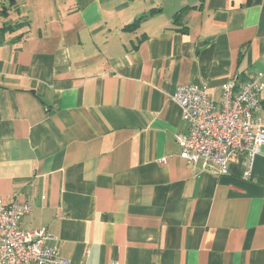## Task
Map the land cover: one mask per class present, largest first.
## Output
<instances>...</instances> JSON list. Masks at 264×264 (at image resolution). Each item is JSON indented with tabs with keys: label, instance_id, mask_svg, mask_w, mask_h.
Here are the masks:
<instances>
[{
	"label": "crops",
	"instance_id": "obj_1",
	"mask_svg": "<svg viewBox=\"0 0 264 264\" xmlns=\"http://www.w3.org/2000/svg\"><path fill=\"white\" fill-rule=\"evenodd\" d=\"M1 12L0 202L30 205L20 229L45 228L71 264H264V145L249 177L242 153L223 175L188 164L173 99L205 84L218 104L230 76L264 73V0H0Z\"/></svg>",
	"mask_w": 264,
	"mask_h": 264
},
{
	"label": "built area",
	"instance_id": "obj_2",
	"mask_svg": "<svg viewBox=\"0 0 264 264\" xmlns=\"http://www.w3.org/2000/svg\"><path fill=\"white\" fill-rule=\"evenodd\" d=\"M263 77L258 72L239 85L237 75L230 76L221 86L218 104L205 84L177 86L173 99L186 124L184 133L175 134L179 157L223 175L228 173L230 158L242 153L248 161L244 176L249 177L252 160L264 145ZM30 211L27 203L0 202V264H71L56 246L45 245V228L20 229L21 218Z\"/></svg>",
	"mask_w": 264,
	"mask_h": 264
},
{
	"label": "rangeland",
	"instance_id": "obj_3",
	"mask_svg": "<svg viewBox=\"0 0 264 264\" xmlns=\"http://www.w3.org/2000/svg\"><path fill=\"white\" fill-rule=\"evenodd\" d=\"M10 23V17H4L2 12L0 13V25Z\"/></svg>",
	"mask_w": 264,
	"mask_h": 264
},
{
	"label": "trees",
	"instance_id": "obj_4",
	"mask_svg": "<svg viewBox=\"0 0 264 264\" xmlns=\"http://www.w3.org/2000/svg\"><path fill=\"white\" fill-rule=\"evenodd\" d=\"M173 18H174V21H175V20L178 18V15L175 14V15L173 16ZM135 26H136V23L130 25L129 27H130V28H134Z\"/></svg>",
	"mask_w": 264,
	"mask_h": 264
}]
</instances>
